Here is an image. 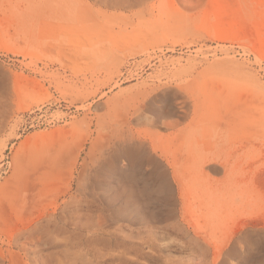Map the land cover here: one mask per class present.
<instances>
[{"label":"rangeland","instance_id":"374dc122","mask_svg":"<svg viewBox=\"0 0 264 264\" xmlns=\"http://www.w3.org/2000/svg\"><path fill=\"white\" fill-rule=\"evenodd\" d=\"M164 93H174L181 113L173 129L154 122L152 115ZM236 105L247 108L250 117L234 127L228 118L229 111H238ZM263 107L264 0H0L1 222H10L8 232L26 229L24 264H164L165 253L145 247L139 254L132 248V235L147 229L145 223L176 220L186 209L212 246L227 242L216 264H264V234L252 230L264 228V219L236 233L229 227L239 216L264 212ZM35 109L44 112L43 123L21 131L20 114ZM110 129H118L117 134ZM122 130L132 132L143 142V154L165 167L173 197H153L154 185L139 182L144 197L132 202L149 217L136 221L130 213L108 241L84 217L88 211L96 218L117 207L129 210L126 191L115 176L102 173L77 184L72 166L94 140L105 143L113 137L111 143ZM209 145L227 159L229 172L203 177L196 168L192 193L183 203L167 162L189 149L199 155ZM11 202L25 208L23 223L8 208ZM50 214L57 228L50 225L36 247L32 236L47 225ZM2 234L0 249H5ZM188 251L180 254L184 260ZM246 251L248 259L241 263Z\"/></svg>","mask_w":264,"mask_h":264},{"label":"bare ground","instance_id":"6f19581e","mask_svg":"<svg viewBox=\"0 0 264 264\" xmlns=\"http://www.w3.org/2000/svg\"><path fill=\"white\" fill-rule=\"evenodd\" d=\"M105 62H106V60H105ZM235 65L237 66V64H235ZM195 66H197V65H195ZM155 70H157V69H155ZM226 70L224 71L225 73H226ZM233 70L235 71V69H233ZM153 73H155V72H153ZM203 73H204V71H203ZM212 73H213V70H212ZM215 74H216V72H215ZM187 75H189V74H187ZM234 76H235V74H234ZM188 79H189V77H188ZM171 81H172V79H171ZM146 82H148V81H146ZM184 82H185V80H184ZM179 83H181V82H179ZM14 85H15V81H14ZM216 85H218V84H216ZM194 96H193V98H194ZM202 96H206V95H202ZM196 98H198V97H196ZM157 99L159 101L163 102V104H161L160 106H157V107L154 106V107L151 108V110H153L152 111V115L154 116V122L161 121L167 127L173 129L174 125L176 124L177 119L181 117L180 110L178 109V107H177V105L175 103V95H174V93H164L162 95H159V97ZM186 100L187 99L184 100V103H186ZM190 100H192V99H190ZM241 101H242V98H241L240 102ZM245 101H246V99H245ZM194 103H195V101H194ZM236 106H237V108L238 107L239 108H238V111L237 112H236V110H232V111L236 112L234 114L231 113V111H229V110H225V111H229L230 117L228 118V120H229V123H231L232 125H235L234 127L239 126L240 124H242L245 120H247L250 117V115L245 112V111H247V108L242 107V106H238V105H236ZM205 107H206V105H205ZM232 108L230 106L229 109H232ZM259 113H262V111H260ZM164 117H175V121L171 122V121L162 120V118H164ZM92 121H93V119H92ZM190 121L191 120H189V122ZM192 121H194V120H192ZM197 121L198 120H196V122ZM250 122H251V120H250ZM227 127L229 128V126H227ZM179 130H180V128H179ZM192 130H193V128H192ZM218 130H220V129H218ZM109 131H110L111 134L114 133L116 135L117 134L116 132L118 131V129H110ZM240 131H242V130H240ZM180 133H181V131H180ZM174 134L175 133H173L172 135H174ZM177 135H176V138L178 137ZM181 136H183V134ZM112 138L113 137L108 138V140H107L108 142L105 140L106 141L105 143L100 142L98 139L97 140H94L91 143L88 151L85 153L84 157L81 158V159H78L79 156H77L75 158L76 163H74V165L72 166L73 173L76 172V176H74V178L77 179V184H80V185L82 184L83 185L85 183V180H87L89 176H92V175L94 176V174H96V173H102V174H104L106 176L107 175H109V176H115L114 178H116V181H117V183H119V185L122 188V190L126 191V193L124 195V198L127 200V204L130 203V209L129 210H126L125 208L117 207V208H114L112 211H110V213L108 214V216L104 215L103 213H98L96 215V218L92 217V215L88 211L86 213V216L84 217V223L85 222L88 223L89 226H93L94 225L95 231H98V232L102 233L103 236H107L108 237V241L110 240V238H112V235L113 234H116V236H117V234L120 233L121 228H122L123 225L120 224V223H118V221L122 220V218H127L130 213H134L136 215L134 217V218H136V221L143 222V220L145 218L149 217V216L144 215V212H139L138 209L136 208L138 206V204L135 205V203L132 202V201H134L133 198H136V201L139 202V201H141V198L144 197V194L141 193V190L142 189L140 187H138L139 182H141V181H144L146 183H149L150 182V184L154 185L153 186V189L155 188V190H154L155 191L154 192L155 195H153V197L154 196L157 197L159 194H160V196H161V194H163L168 199H171L173 197V194H172L173 181L169 178V176L167 175V171L165 170V167L161 163L157 162L156 159L153 156H147V155H144L143 154V149H144L143 142L136 140L135 137L133 136V133L132 132L125 131V130H122L119 133L117 140H115V141H113V142L110 143L109 141ZM187 139H188V136H187ZM214 139H215V136H214ZM179 140L182 141L181 139H179ZM81 148H82V146H81ZM153 148H158V147L157 146H153ZM214 149H216V148H213L212 145L206 146V148L204 149L203 153L198 152V153H201L199 155L197 153H195L193 151V149H189L187 152H185V154L182 153V155H180L179 158L176 157L177 159L172 160V161L168 160L167 164L169 165V167L171 169L170 171H171V174L173 176V180L177 184V189H178V193L177 194H179V197H180L179 199H181L183 201V203H185L187 201L188 197L190 196L189 195V192H191V190H189V187H190V184H191V179L194 177V174L196 172L195 171L196 168L199 169L200 175H202V176L205 175V174L206 175H208V174L218 175L222 171L221 169H224L225 172H226V170H227V172H229V166H228L227 159L224 158L221 155L220 152L214 151ZM197 151L198 150H196V152ZM111 153H114V154H111ZM111 155L112 156L115 155L114 158H115L116 161H113V159L110 158ZM161 155L166 156L165 155V151H164V153L161 151ZM61 156L63 157V155H61ZM123 158H125V161H126L125 163H122ZM78 160H81V161H79V164L77 165V161ZM29 162H31V161H29ZM18 163H19L20 166L22 165V158H21V160ZM142 163H145L147 166H149V169L147 170L145 168L146 166L142 165ZM46 166L48 167V165H46ZM227 176H228V173L225 174V176H224V178L222 180L226 179ZM29 179H31V178H29ZM104 180H105V178H104ZM200 181H201V179H200ZM103 182H105V181H103ZM193 183H195V182H193ZM191 189L194 190L195 187L194 188L191 187ZM201 190H202V188H201ZM201 190H199V191H201ZM206 191H208V190L206 189ZM213 193H214V191H213ZM200 194H201V197H202V193L201 192H200ZM204 195H203V197H204ZM200 199H202V198H200ZM211 200H212V197H211ZM228 200L229 199H227V201ZM209 201H210V199H209ZM197 203H198V201H197ZM191 204H188V205L191 206ZM205 204H208V203H205ZM7 206L15 214L16 218L18 219L17 221H19V223L20 222L23 223L24 220H25V211H24L25 208H23L22 205H20L19 203H16V202L8 203ZM133 206H135L134 209H133ZM201 206H202V204H201ZM246 207H248V206H246ZM208 208H209V206H208ZM252 209H254V208L252 207ZM2 210H3V212L5 211L4 208H2L0 210V232H3L4 235L6 234L7 247L5 249H0V264H4V263L5 264H24V259H25L27 244H28V242L26 240L28 238L25 235L26 229L23 226H19L14 232H8L7 230H8V227L10 226V222H6V223L1 222V219H3V213H1ZM189 212H187V210L185 209V211L183 212V215L181 217L178 216L179 217L178 219L164 222L162 225H158V226L154 225V226H151L150 224L145 223L146 226H147V229L144 230V229L138 228L135 231V234L132 235V237H135L136 238V241H134V240L132 241V245H134L132 248L136 249L139 254H141V251L145 247L148 248L149 250H153V251H156L158 253H165L164 255H166V259H165L164 264H216L217 259L221 256V254L223 252V249H224V246L227 244V242H225L222 245H214V246H212L210 244V242L208 241V239H207L208 237H204L203 236V233L204 232H203L202 227L200 225H196L195 222H193L194 219L192 220V217L194 215L192 216ZM4 214H5V212H4ZM180 214H181V212H180ZM178 215H179V213H178ZM204 215H205V212H204ZM55 216H56V214H55ZM200 216H201V214H200ZM200 216L198 215V217H200ZM44 217L45 216L43 215L42 218H44ZM212 217L213 216H211V218ZM45 218H46L47 225L43 229H42V227H38V229H37V231H38L37 232V235L32 236L33 238L31 237L33 239V241H34L33 242V245L35 244L36 247L39 244H41V237L44 236V233H47L49 231V226L50 225H53V228H52L53 231L55 230V228H57V222L55 220L56 218L52 217L51 214L49 216L45 217ZM79 218L81 219V217H79ZM205 219H207V218H204V220H202V221L203 222L206 221ZM208 219H209V216H208ZM261 219H264V212L259 211V212H256V213L252 214L250 217H247V218H241V216H239L238 217V221L236 223H234V224H231V226H229V227H230V230L232 231V233H236L240 229L245 228L248 225H250V223H252V221H254V222L256 221L257 222L258 220H261ZM231 222H234V221H231ZM218 226L219 225H217L216 228ZM212 227L214 228L213 225H212ZM207 229H208V227H207ZM252 230H255L256 232H259V233L262 232L264 234V228H255V229H252ZM116 238H118V237H116ZM227 238H228V235H227ZM176 239H179V240L176 241ZM181 239H182L183 242H178ZM114 242H115V240H114ZM121 245H122V243H121ZM13 246L15 247V249L12 248ZM186 249L189 250L188 251L189 252V256H188V258L186 260H184V258L180 254L183 253V251L186 250ZM209 251L211 252V254H210L211 255V259H210V261L208 263V261H207V255H208V252ZM174 253H178V255H180V256L178 257V255L176 256ZM237 253L239 254L240 252L238 251ZM242 254L243 253H240V255H242ZM139 256L141 257V255H139ZM248 256H249V252L246 251V253H244V256L241 259V262L246 261L248 259ZM41 262H40V264H41ZM45 264H47V263H45Z\"/></svg>","mask_w":264,"mask_h":264},{"label":"built area","instance_id":"2783aa9c","mask_svg":"<svg viewBox=\"0 0 264 264\" xmlns=\"http://www.w3.org/2000/svg\"><path fill=\"white\" fill-rule=\"evenodd\" d=\"M43 116H44V112H42V110H37V109L20 114L21 131H25L28 129H33L35 127H38L40 124L43 123L40 121V118Z\"/></svg>","mask_w":264,"mask_h":264},{"label":"crops","instance_id":"0c3cea01","mask_svg":"<svg viewBox=\"0 0 264 264\" xmlns=\"http://www.w3.org/2000/svg\"><path fill=\"white\" fill-rule=\"evenodd\" d=\"M234 252H236V246L234 247ZM229 263L231 264V261H229ZM242 263V262H241Z\"/></svg>","mask_w":264,"mask_h":264}]
</instances>
